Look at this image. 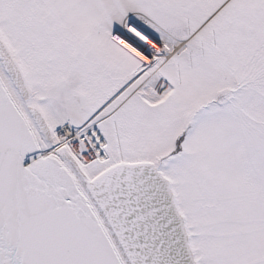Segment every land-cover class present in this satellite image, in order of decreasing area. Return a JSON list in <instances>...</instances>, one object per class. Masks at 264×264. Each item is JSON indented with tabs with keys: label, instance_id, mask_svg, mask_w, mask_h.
<instances>
[{
	"label": "snow or ice",
	"instance_id": "snow-or-ice-1",
	"mask_svg": "<svg viewBox=\"0 0 264 264\" xmlns=\"http://www.w3.org/2000/svg\"><path fill=\"white\" fill-rule=\"evenodd\" d=\"M0 264H264V0H0Z\"/></svg>",
	"mask_w": 264,
	"mask_h": 264
}]
</instances>
